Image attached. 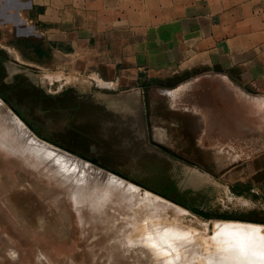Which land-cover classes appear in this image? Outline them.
<instances>
[{
  "label": "rangeland",
  "instance_id": "rangeland-1",
  "mask_svg": "<svg viewBox=\"0 0 264 264\" xmlns=\"http://www.w3.org/2000/svg\"><path fill=\"white\" fill-rule=\"evenodd\" d=\"M18 32L0 17V264H264L262 142L192 149L176 138L197 126L177 124L169 147L165 124L115 100L130 95L46 70Z\"/></svg>",
  "mask_w": 264,
  "mask_h": 264
},
{
  "label": "crops",
  "instance_id": "crops-1",
  "mask_svg": "<svg viewBox=\"0 0 264 264\" xmlns=\"http://www.w3.org/2000/svg\"><path fill=\"white\" fill-rule=\"evenodd\" d=\"M0 17L23 37L14 44L38 46L46 70L70 67L103 96L130 95L115 100L138 108V123L165 124L169 147L174 125L193 124L176 138L192 149L264 150V0H0Z\"/></svg>",
  "mask_w": 264,
  "mask_h": 264
},
{
  "label": "bare ground",
  "instance_id": "bare-ground-1",
  "mask_svg": "<svg viewBox=\"0 0 264 264\" xmlns=\"http://www.w3.org/2000/svg\"><path fill=\"white\" fill-rule=\"evenodd\" d=\"M8 110H6V112H7ZM9 118H11V120H12V122H14V124H17V125H19L20 127H22L23 129H21V131L20 132H22V133H27V136L28 137H30V135H31V131H29L27 128H26V126L21 122V120L18 118V117H16L14 114H12V113H10L9 115ZM2 119V118H1ZM9 120V119H8ZM24 126V127H23ZM23 135V134H22ZM20 136H21V134H20ZM19 135H17V137H20ZM35 136V135H34ZM27 137V138H28ZM33 137V136H32ZM31 137V138H32ZM33 139V138H32ZM31 140V139H30ZM34 140V139H33ZM33 140H32V142H33ZM36 140V139H35ZM26 141V140H25ZM28 141V140H27ZM42 142V141H41ZM30 143V142H29ZM35 143H36V141H35ZM34 142H33V144L31 143V145L32 146H35V145H37V144H35ZM40 143V142H39ZM39 145H41V147H42V149H46L47 147H46V145L44 144V143H42V144H39ZM36 147V146H35ZM38 147V146H37ZM34 147H31L29 150V152H31L32 151V149H33ZM38 148H40V147H38ZM37 148V149H38ZM34 150V149H33ZM39 150V152H40V149H38ZM28 151V150H27ZM37 151V150H36ZM43 151V150H42ZM45 151V150H44ZM38 152V151H37ZM52 152V151H51ZM44 153V152H43ZM49 155V154H48ZM36 157V156H35ZM54 157H52V159H53ZM41 159V158H40ZM228 222H226V224H227ZM229 224V223H228ZM233 224V223H232ZM232 224H230V225H232ZM230 225H228V226H230ZM234 225V224H233ZM241 226V225H240ZM242 226H244V225H242ZM259 236V235H258ZM259 238V237H258ZM260 239V238H259ZM257 241H259V240H257ZM262 242H264V241H262ZM257 243V242H256ZM264 245V244H263ZM259 246V245H258ZM255 247V246H254ZM240 248H244V247H240ZM258 248V247H257ZM249 249V248H248ZM253 249V248H252ZM252 249H251V251H252ZM260 249H262V248H260ZM264 249V248H263ZM254 250V249H253ZM235 251V250H234ZM241 251H242V249H241ZM248 251V250H247ZM254 251H256V249L254 250ZM253 251V252H254ZM260 251H262V250H260ZM244 252V251H243ZM251 253V252H250ZM249 253V254H250ZM255 253V252H254ZM253 253V254H254ZM262 253L263 252H261V255H262ZM232 254V253H231ZM239 254V253H238ZM248 254V253H247ZM256 254H259V253H256ZM241 255V254H240ZM260 255V256H261ZM230 256V255H229ZM257 256V255H256ZM226 257V256H225ZM243 257V256H242ZM257 257H259V256H257ZM261 258V257H260ZM225 259V258H224ZM229 259V258H228ZM252 259V258H251ZM217 260V259H216ZM218 260H219V258H218ZM222 260V259H221ZM235 260V259H234ZM242 260V259H241ZM255 260V259H254ZM257 260V259H256ZM264 260V259H263ZM211 261V260H210ZM223 261V260H222ZM233 261V260H232ZM243 261V260H242ZM246 261H247V259H246ZM253 261V260H252ZM261 261H262V259H261ZM214 262V261H213ZM216 262V261H215ZM225 262H227V261H225ZM229 262H231V260L229 261ZM229 262H228V264H229ZM235 262V261H234ZM238 262V261H237ZM249 262V261H248ZM221 262H219V264H220ZM244 262H242V264H243ZM247 263V262H246ZM251 263V262H250ZM257 263V262H256ZM263 263V262H262ZM261 263V264H262ZM212 264H214V263H212ZM215 264H217V263H215ZM222 264V263H221ZM230 264H235V263H230ZM253 264H254V262H253Z\"/></svg>",
  "mask_w": 264,
  "mask_h": 264
}]
</instances>
